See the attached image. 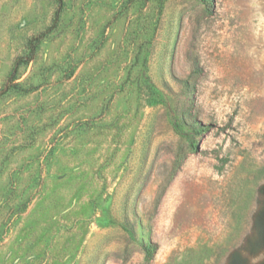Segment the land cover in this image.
<instances>
[{
	"label": "rangeland",
	"instance_id": "obj_1",
	"mask_svg": "<svg viewBox=\"0 0 264 264\" xmlns=\"http://www.w3.org/2000/svg\"><path fill=\"white\" fill-rule=\"evenodd\" d=\"M0 264H264V0H0Z\"/></svg>",
	"mask_w": 264,
	"mask_h": 264
},
{
	"label": "trees",
	"instance_id": "obj_2",
	"mask_svg": "<svg viewBox=\"0 0 264 264\" xmlns=\"http://www.w3.org/2000/svg\"><path fill=\"white\" fill-rule=\"evenodd\" d=\"M40 38L41 37H38L37 38V40H40ZM34 46H33V49H32V52H31V55H30V57L28 58V60H31V59H33V57H34ZM155 246L154 245H152V244H150V245H146L145 246V252H146V257L147 258H151V256H152V253H153V251L155 250Z\"/></svg>",
	"mask_w": 264,
	"mask_h": 264
}]
</instances>
